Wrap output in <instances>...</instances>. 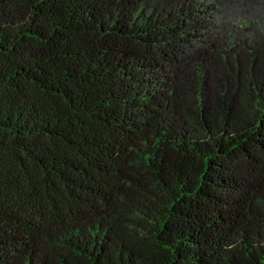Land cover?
Wrapping results in <instances>:
<instances>
[{"label": "trees", "instance_id": "16d2710c", "mask_svg": "<svg viewBox=\"0 0 264 264\" xmlns=\"http://www.w3.org/2000/svg\"><path fill=\"white\" fill-rule=\"evenodd\" d=\"M247 1L0 0V264H264Z\"/></svg>", "mask_w": 264, "mask_h": 264}, {"label": "rangeland", "instance_id": "374dc122", "mask_svg": "<svg viewBox=\"0 0 264 264\" xmlns=\"http://www.w3.org/2000/svg\"><path fill=\"white\" fill-rule=\"evenodd\" d=\"M262 1V0H261ZM231 17L233 25H241L242 20H253L259 15L264 17V2L248 0L246 4H235L231 7Z\"/></svg>", "mask_w": 264, "mask_h": 264}]
</instances>
